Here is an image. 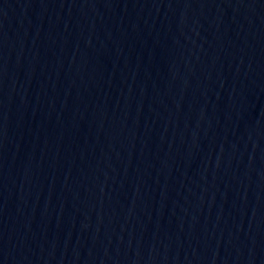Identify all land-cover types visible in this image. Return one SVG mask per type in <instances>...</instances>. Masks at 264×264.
<instances>
[{"label": "water", "instance_id": "1", "mask_svg": "<svg viewBox=\"0 0 264 264\" xmlns=\"http://www.w3.org/2000/svg\"><path fill=\"white\" fill-rule=\"evenodd\" d=\"M0 264H264V0H0Z\"/></svg>", "mask_w": 264, "mask_h": 264}]
</instances>
